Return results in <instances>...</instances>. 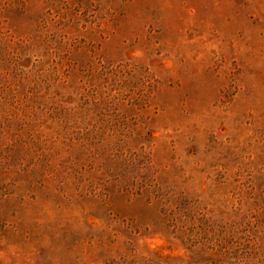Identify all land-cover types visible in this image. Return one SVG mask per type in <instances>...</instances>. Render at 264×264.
<instances>
[{
  "label": "rangeland",
  "instance_id": "1",
  "mask_svg": "<svg viewBox=\"0 0 264 264\" xmlns=\"http://www.w3.org/2000/svg\"><path fill=\"white\" fill-rule=\"evenodd\" d=\"M0 264H264V0H0Z\"/></svg>",
  "mask_w": 264,
  "mask_h": 264
}]
</instances>
